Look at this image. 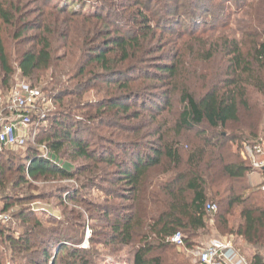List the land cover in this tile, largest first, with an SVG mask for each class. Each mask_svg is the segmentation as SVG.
Wrapping results in <instances>:
<instances>
[{"label":"trees","instance_id":"obj_1","mask_svg":"<svg viewBox=\"0 0 264 264\" xmlns=\"http://www.w3.org/2000/svg\"><path fill=\"white\" fill-rule=\"evenodd\" d=\"M69 3L0 0V92L19 73L56 106L25 159L0 151V213L17 209L16 232L0 224L10 257L105 264L131 248L133 264H193L183 250L213 231L242 239L264 264V190L234 151L264 143L262 0L248 4L232 40L220 37L222 67L196 75H185L184 49L203 64L217 53L182 39L223 29L228 6L246 0H92L90 12ZM46 201L61 217L31 209ZM241 208L234 230L229 216ZM178 232L183 248L168 241Z\"/></svg>","mask_w":264,"mask_h":264},{"label":"rangeland","instance_id":"obj_2","mask_svg":"<svg viewBox=\"0 0 264 264\" xmlns=\"http://www.w3.org/2000/svg\"><path fill=\"white\" fill-rule=\"evenodd\" d=\"M251 1L252 0H246L245 5L241 6V7L239 6V4L229 5L228 7H231L230 11L232 13H230L229 18H225L224 23L226 25L223 29L222 28L215 29V30H217L216 34L213 33L215 30L212 31L209 27H208L209 29L207 27H205V28H207V29H205V33L201 32L200 34H197L198 36H196L195 38L190 37V36H185L182 39V44L189 43L190 45L193 46L195 51L199 50V48L201 46L204 47L206 45V47H207V45L210 44V45H212V49L214 51H216V53H217L215 55V58L211 61L210 64H203V63H200V61H198L195 54L191 55L188 53L189 51L184 49V53H183L184 54V62H186L185 67H184L185 68V70H184L185 75H187V74L190 75V72L193 75H196L198 72H203L205 70H206V72L212 73V71H216L217 69L222 67V65L224 64V59H222L220 57V52L222 51L221 46H223V44H222L223 41H222V39H220V37H222V35L226 34L224 36L226 38H228V40L233 39L234 35L239 31V27H240L239 23H243V21H242L243 19L247 20V15L245 12L250 10V7H248V4H250ZM57 2H60V4H63L66 2H68V3L70 2L69 4H75L76 3V5H78V6H76L77 7L76 9L82 8L83 10L88 11V12L93 10V8H92L93 3H91L92 0H87V1H85V0H57ZM237 6H239V7L237 8ZM230 11H228V12H230ZM258 11H259L258 14L262 18V19H258V20H264V17H263L264 0H262L261 7L259 6ZM252 26H254V23H252ZM196 38H199V39H196ZM237 39L242 40V38H240V37H238ZM195 40H197V41H195ZM172 48L173 47L170 46V47L166 48V50L171 51ZM13 78L14 79H13L12 84H11L12 86L13 85L15 86L16 84L21 83V82H26V83L28 82L27 79L22 78L19 73L16 74ZM194 79L195 78H193V82H194ZM4 95H6V94H4ZM256 98L260 102V104H264V95L258 96ZM175 105L177 108H179V104H175ZM46 107L49 108L48 113H51L54 110H56V106L52 102L49 104H45V108ZM45 124L46 123H44V121L38 122L37 119H34V122L31 125V130L34 132L35 136H36V134L40 133L41 128L43 126H45ZM37 126H39V127H37ZM101 134H103L105 136L110 135L109 131H107V129H103ZM31 139H33V136L30 138V140ZM29 144L27 143L26 146L22 149H16V150H10V151L13 155H17L18 157L20 156L21 158L25 159L27 147L29 146ZM31 144L34 145L35 147H39V150L41 153H43V151L46 152V150H45L46 148L44 146L38 145L36 143V140H35L34 144H33V142H31ZM234 151L237 153L243 154L244 158H248V160L252 163L253 166L258 165V164L259 165L264 164V143L261 147L253 148V149L245 148V147H242V146L235 144L234 145ZM247 152H251V154L247 155ZM69 166H67V168L71 167V166L70 167ZM255 169L257 170L255 174L257 175V177L259 176V178H260V183H261L260 187L262 188V190H264V173L262 172L261 169H257L256 167H255ZM102 196L103 195L101 192L96 191L95 193H92V198H97V200L100 203H103V201H104ZM53 203H54L53 201L50 203H48L47 201L46 202H35L31 205V209L33 211H40L41 209L52 210V214L54 216L61 217L60 210L56 209L53 206ZM14 211L16 212L17 209H14L13 211H11L9 213L11 217L14 215V213H15ZM85 218L88 221L89 213H85ZM98 219H100V216H98ZM241 220H242L241 213L236 212V214L233 218V222H234L233 226L235 227L238 224V222H240ZM0 224H1V227H3V226H7L6 228L11 227L13 232H16V231H14V229L17 228L16 227L17 223L12 222L11 219H10V221H8L5 224L4 223H0ZM212 224H213V222H211V225ZM235 229H237V228H235ZM90 231H91L90 228L87 226L86 230H85V233H86L85 235L87 238L89 237ZM209 232L206 234L205 238L204 237L202 238V239H204L201 241V242H203V245L208 241L206 238L209 237V240H210L212 238L217 237V234L215 235V233L213 231L212 232L209 231ZM5 233L6 234L9 233V231H5ZM81 248H87L88 249L89 243L84 242L81 245ZM98 248L101 251V255L107 254L109 251L108 249L106 251V249H103L101 247H98ZM132 252L133 251L131 248H127V249H124L122 252L117 253L115 255H108V256H106L105 264H133L132 263ZM9 254H10V251L7 249L6 245H3L2 238L0 237V262H2V264H27L26 261H24V260L11 258Z\"/></svg>","mask_w":264,"mask_h":264},{"label":"built area","instance_id":"obj_3","mask_svg":"<svg viewBox=\"0 0 264 264\" xmlns=\"http://www.w3.org/2000/svg\"><path fill=\"white\" fill-rule=\"evenodd\" d=\"M51 102L39 89L32 88L26 82L16 84L6 95L0 92V151L24 148L35 135L31 130L34 119L38 122L46 120L50 113H48L49 108H45V104ZM250 154L251 152H247V155ZM43 156L48 158L47 150L43 151ZM255 167L262 170L264 164L255 165L256 172ZM207 210L216 213L218 207L209 204ZM10 219L9 213H0V223L5 224ZM168 241L178 248L184 247L183 235L179 232L171 236ZM187 253L196 264H254L237 250L231 238L211 239L202 248ZM261 254L264 259V252Z\"/></svg>","mask_w":264,"mask_h":264},{"label":"crops","instance_id":"obj_4","mask_svg":"<svg viewBox=\"0 0 264 264\" xmlns=\"http://www.w3.org/2000/svg\"><path fill=\"white\" fill-rule=\"evenodd\" d=\"M255 173H256V172L252 173V174L248 177L249 184H250V186L253 187V188H254V187H258V186L261 185V183H260V178H259V176L257 177V175H256ZM236 212H237V213H241V215H242V220H241L240 222H238V224L234 227V226H233V225H234L233 218H234ZM245 216H246V213H245V210H244V209L241 208V209L236 210L234 213H232V214L229 216L230 227H231L232 229L235 230V228H237L240 224H242V223L244 222V220H245ZM215 235H216V233H215ZM215 238H231L232 241L234 242V244H235L237 250H238L242 255H244L248 260H250L251 262H253L254 251H252V250H251V249H250V248H249V247L243 242L242 239H237V238H234V237H221V236H218V235H217V237H215ZM206 239L208 240L207 242H209V241L211 240V239L209 240V237L206 238ZM212 239H214V238H212ZM207 242H206L205 244H207ZM205 244H204V245H205ZM179 250H182V249H179ZM187 251H192V250L184 249L183 252H184V254H185L188 258L191 259V261H192L193 264H196L195 261H194V259L188 255Z\"/></svg>","mask_w":264,"mask_h":264},{"label":"water","instance_id":"obj_5","mask_svg":"<svg viewBox=\"0 0 264 264\" xmlns=\"http://www.w3.org/2000/svg\"><path fill=\"white\" fill-rule=\"evenodd\" d=\"M262 172L264 173V167L262 168Z\"/></svg>","mask_w":264,"mask_h":264}]
</instances>
